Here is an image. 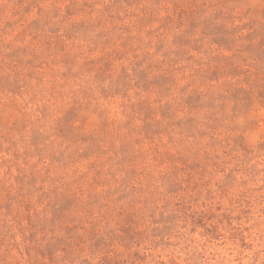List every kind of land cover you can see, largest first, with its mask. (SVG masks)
I'll return each instance as SVG.
<instances>
[{"label": "rangeland", "instance_id": "rangeland-1", "mask_svg": "<svg viewBox=\"0 0 264 264\" xmlns=\"http://www.w3.org/2000/svg\"><path fill=\"white\" fill-rule=\"evenodd\" d=\"M0 264H264V0H0Z\"/></svg>", "mask_w": 264, "mask_h": 264}]
</instances>
